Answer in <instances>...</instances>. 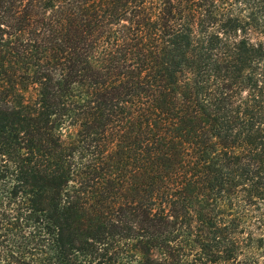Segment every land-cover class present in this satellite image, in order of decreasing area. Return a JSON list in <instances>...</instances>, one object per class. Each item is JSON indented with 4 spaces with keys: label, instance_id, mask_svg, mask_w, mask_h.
<instances>
[{
    "label": "trees",
    "instance_id": "obj_1",
    "mask_svg": "<svg viewBox=\"0 0 264 264\" xmlns=\"http://www.w3.org/2000/svg\"><path fill=\"white\" fill-rule=\"evenodd\" d=\"M0 264H264V0H0Z\"/></svg>",
    "mask_w": 264,
    "mask_h": 264
}]
</instances>
